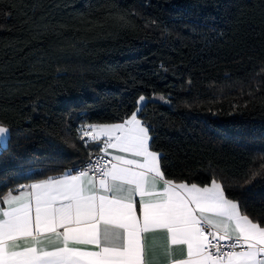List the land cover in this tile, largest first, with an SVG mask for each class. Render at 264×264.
I'll use <instances>...</instances> for the list:
<instances>
[{"label": "trees", "instance_id": "1", "mask_svg": "<svg viewBox=\"0 0 264 264\" xmlns=\"http://www.w3.org/2000/svg\"><path fill=\"white\" fill-rule=\"evenodd\" d=\"M140 96L165 176L264 225V0H0V193L97 153L80 129Z\"/></svg>", "mask_w": 264, "mask_h": 264}, {"label": "snow or ice", "instance_id": "2", "mask_svg": "<svg viewBox=\"0 0 264 264\" xmlns=\"http://www.w3.org/2000/svg\"><path fill=\"white\" fill-rule=\"evenodd\" d=\"M144 102L122 123L80 129L85 147L101 145L102 155L0 193V264H159L156 239L165 264H264V225L220 180L201 187L165 176L138 118ZM8 135L0 124V139Z\"/></svg>", "mask_w": 264, "mask_h": 264}, {"label": "crops", "instance_id": "3", "mask_svg": "<svg viewBox=\"0 0 264 264\" xmlns=\"http://www.w3.org/2000/svg\"><path fill=\"white\" fill-rule=\"evenodd\" d=\"M116 123H122V122H116ZM7 139H8V137H6L4 139H0V143L3 144V147L6 146ZM96 145H98V144H96ZM98 146L100 147L101 145H98ZM3 147H0V149L3 148ZM108 151L111 154H113V155H125V156H127V158H130V159L131 158H135V157H131L129 154L120 153V152H118L117 150H114V149H109ZM108 158L111 160V155H109ZM35 182H37V181H35ZM35 182H31V183H35ZM31 183H29V184H31ZM0 207H5V206L0 204ZM157 235H159V234H157ZM55 243L56 242L53 241L52 243L49 244V247L55 246ZM152 244H153V249H154L155 256H156L157 260L159 261V264H165L166 257L161 253V248H160L161 241L159 239H156V240L152 241Z\"/></svg>", "mask_w": 264, "mask_h": 264}, {"label": "built area", "instance_id": "4", "mask_svg": "<svg viewBox=\"0 0 264 264\" xmlns=\"http://www.w3.org/2000/svg\"><path fill=\"white\" fill-rule=\"evenodd\" d=\"M98 155H102V153L97 152V153L91 154L83 162H81L80 164H78V165H76V166H74V167H72L70 169H75V168L82 167V166H84L85 164H87L89 162L90 157L94 159ZM106 159L110 160L108 157H106Z\"/></svg>", "mask_w": 264, "mask_h": 264}, {"label": "rangeland", "instance_id": "5", "mask_svg": "<svg viewBox=\"0 0 264 264\" xmlns=\"http://www.w3.org/2000/svg\"><path fill=\"white\" fill-rule=\"evenodd\" d=\"M154 98H155V99H158V100L161 99L160 96H156V97H154ZM145 102H146V100H145ZM145 102L143 103V105L145 104ZM143 105H142V106H143ZM138 106H139V105H138ZM142 106H141V107H142ZM84 127H85V126H84ZM79 136H80V134H79ZM83 141H84V140H83ZM84 143H85V141H84ZM4 146H5V145H4ZM0 147H3V144L0 143ZM3 148H4V147H3ZM1 149H2V148H1ZM1 149H0V150H1Z\"/></svg>", "mask_w": 264, "mask_h": 264}]
</instances>
